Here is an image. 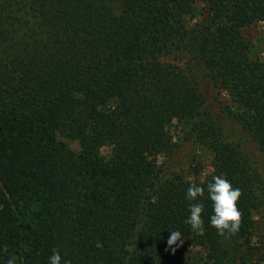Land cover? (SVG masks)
Returning <instances> with one entry per match:
<instances>
[{"label": "trees", "instance_id": "1", "mask_svg": "<svg viewBox=\"0 0 264 264\" xmlns=\"http://www.w3.org/2000/svg\"><path fill=\"white\" fill-rule=\"evenodd\" d=\"M254 22L264 0H0V264H49L53 249L61 264H184L185 245L247 264L228 241L250 243L264 203V60L241 35ZM188 144L210 151L203 179L174 170ZM216 175L242 192L236 235L210 225ZM191 182L203 236L185 223Z\"/></svg>", "mask_w": 264, "mask_h": 264}, {"label": "rangeland", "instance_id": "2", "mask_svg": "<svg viewBox=\"0 0 264 264\" xmlns=\"http://www.w3.org/2000/svg\"><path fill=\"white\" fill-rule=\"evenodd\" d=\"M198 20L196 17L193 21ZM242 39L248 47L249 57L253 60H264V23L254 22L241 31ZM170 61V59H169ZM171 63L178 65L184 71L188 69L185 59ZM218 98L224 104H233L225 92H220ZM223 137L227 141L244 143L240 132L230 127L223 120ZM170 133L175 143H183V134L188 131L186 123L174 121L170 125ZM72 150H78L76 141L64 140ZM181 162L175 166V171H181L186 178L203 179L211 173V154L208 149L200 145H186L181 154ZM253 220L252 239L249 244H244L242 239H230L228 245L230 251L235 252L239 258L244 257L247 264H264V203L257 201L255 207L250 211ZM184 264H204L205 251L203 248H192L185 245L182 253Z\"/></svg>", "mask_w": 264, "mask_h": 264}, {"label": "clouds", "instance_id": "3", "mask_svg": "<svg viewBox=\"0 0 264 264\" xmlns=\"http://www.w3.org/2000/svg\"><path fill=\"white\" fill-rule=\"evenodd\" d=\"M206 188L214 213L210 217L211 227L215 228L220 236L225 234L236 235L239 232L243 215L238 208V201L242 195L241 190L234 188L230 181L220 175L213 176L212 182H208ZM204 194L205 188L195 182L190 183L186 192V200L192 203L189 205L190 215L185 223L190 226L194 234L199 236H203L205 233L204 220L202 219L204 204L198 201V198L203 197ZM178 241L183 243L181 233L172 231L167 241L169 247L176 245ZM96 246L102 247L103 245L97 241ZM27 250L28 248L25 246V251ZM0 252L8 253L7 245L0 248ZM52 253L49 257V264H61L62 257L59 251L53 249ZM17 259V256L10 255L7 264H16ZM63 264H71V261L65 260Z\"/></svg>", "mask_w": 264, "mask_h": 264}]
</instances>
